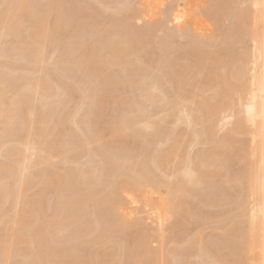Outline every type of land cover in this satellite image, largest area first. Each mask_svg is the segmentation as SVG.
Here are the masks:
<instances>
[{
  "label": "bare ground",
  "instance_id": "obj_1",
  "mask_svg": "<svg viewBox=\"0 0 264 264\" xmlns=\"http://www.w3.org/2000/svg\"><path fill=\"white\" fill-rule=\"evenodd\" d=\"M142 184L195 264H264V0H0V264H160Z\"/></svg>",
  "mask_w": 264,
  "mask_h": 264
},
{
  "label": "rangeland",
  "instance_id": "obj_2",
  "mask_svg": "<svg viewBox=\"0 0 264 264\" xmlns=\"http://www.w3.org/2000/svg\"><path fill=\"white\" fill-rule=\"evenodd\" d=\"M83 1H86V0H83ZM88 1H90V0H87V2H88ZM158 17H159V15H154V16H152V18H154V19H155V18H158ZM158 19H161V18H158ZM136 22H137V21H136ZM138 23L141 25L143 22H141V23H140V22H137V24H138ZM199 92H200V91H197V93H199ZM200 94H201V92H200ZM155 117H156V116H155ZM182 129H183V131L186 133L187 130H186L185 128H182V127L180 128L179 132H180V131L182 132ZM226 129H227V128H224L223 130H224L225 132H227ZM224 131H223V132H224ZM184 132H183V134H184ZM223 132H222V133L219 132V133H220L221 135H224L225 132H224V133H223ZM126 133H128L127 136L129 137V136H130V135H129L130 133H129V132H126ZM180 134H181V133H180ZM183 134H182V135H183ZM220 134H219V135H220ZM225 134H226V133H225ZM123 135H125V133H124ZM221 135H220V136H221ZM125 136H126V135H125ZM125 136H122V137H125ZM127 136H126V137H127ZM122 137H121V138H122ZM126 137H125V138H126ZM107 138H108V140H107ZM107 138L105 137L104 139H106L107 142H108V141L110 140V139H109L110 137H107ZM110 141H111V140H110ZM103 145H104V144H103ZM108 145H109V144H106V145H104V147L102 146V148H103V149H104V148L106 149V148H108ZM123 145L126 146L127 143L124 144V142H123V144H121V145H119V146L122 147ZM105 146H107V147H105ZM196 146H197V147H196ZM196 146H194V148H192V151L196 152L197 150L202 149V148H201L202 146H203V148L206 147V146H204L203 144H198V145H196ZM123 147H124V146H123ZM102 148H101V149H102ZM199 148H200V149H199ZM193 149H194V150H193ZM195 150H196V151H195ZM192 151H191V152H192ZM194 152H193V153H194ZM57 163H59V162L55 160V164H57ZM60 163H61V164H60ZM60 163H59L58 165H56L57 167L59 166L58 168H63V169H64V167H65V168H67V167H71V166H70L71 163H67V164H69L68 166H67L66 163H64V164H63L62 162H60ZM60 165H61V166H60ZM71 165H73V164H71ZM73 166H74V165H73ZM235 166H236V164H235ZM235 166H233L232 168H236ZM36 169H37V167L34 169V171H36ZM142 185H143V184H142ZM142 185H141V186H142ZM146 185H147V184H146ZM146 185L144 184L143 187H140L141 190H140V192H139V197H140V194H141V197H140V198L138 197V198L136 199L135 202H132V201L129 200V201H128L129 204H128V203L126 202L127 200L125 201L124 204H126V205H122V207H123V211H124V210H125L124 212H129V211H130L129 213H132V214H130V215L132 216V219L130 220L131 223L136 222V221H139V222L141 221V223H142V222H145V224L142 223L143 228H148V227L150 226V229H147L148 231H149V230L153 231L152 228L155 227V228H156V231H157V229L159 230V228H160V230L163 229V232H164V229H165V232H164L163 234L167 233L168 231H169L168 233H170V232L172 231L171 233H175V234L177 235L178 238L175 237L176 235L174 236V237H175V238H174V237H173V234H171V233H170V234L167 233L168 235L166 234L165 237H166V238H167V237H171L172 242H173L174 240H176V241H178V242L180 241V243L183 244L184 242H182V239H185V238H184V235H185L186 232L184 231V233H182V232L179 231L178 228H177V229H175V228H176V226L178 227L181 223H182V224H187V221H189V219H190V218H188L189 214H188V216H186L187 214H186L185 216H184L183 214H181V217L183 216V218H180V216H179V215H176L175 213H174L175 215L172 214L173 216L170 214L171 217H170V215H166V217H165V219H164L165 224L163 223L162 226H158L159 224L156 223V221L154 220L155 218L153 217V214H152L153 212H152V211H149V210L151 209V207H150L151 204L149 205L148 203H149V202L152 203V202H151L150 197H149V196H150V195H149V194H150V193H149V190H147V189H150V188H149V186H146ZM42 186H43V184H40V186H38V184H37L35 187H39V188L41 189ZM44 186H45V185H44ZM44 186H43V187H44ZM45 187H47V186H45ZM48 187H49V189L47 188V189H48V190H46L47 192H49V191H50V188H51L50 185H49ZM37 189H38V188H36V189L34 188V191H37ZM40 189H38V191H39ZM45 189H46V188H45ZM32 191H33V190H32ZM32 191H31V192H32ZM34 191H33V193L35 194ZM147 192H148L149 194H148ZM33 193H31V194L33 195ZM126 199H130V198H126ZM138 199H140V200H138ZM148 199H149V200H148ZM137 201H138L139 203H138ZM137 203H138V204H137ZM154 203H155V202H154ZM122 204H123V203H122ZM136 204H137L138 207L136 206ZM148 205H149V206H148ZM154 205H156V204H154ZM215 206H216V205L212 206L213 208H212L211 206H205V207H202V209H203V211L206 210L205 212L208 211L207 213L211 212V214H212V213H213V214H216L217 212L222 211V210L224 211V209L221 210V207H219V206L217 207V206H216V207H217V208H216ZM152 207H153V204H152ZM210 207H211V209H209ZM204 208H205V209H204ZM214 208H215V209H214ZM218 208H220V210H219ZM148 209H149V210H148ZM126 210H127V211H126ZM148 211H149V212H148ZM197 211H198V210H197ZM212 211H213V212H212ZM223 211L220 212V213H217L218 216H219V214L223 213ZM148 213H150V216H151V217L149 216ZM195 213H196V212H195ZM201 213H202V212L199 210V214H200V215H199L198 213H197L196 215L194 214L195 217L193 216L192 218L196 219L197 217L201 216ZM151 214H152V215H151ZM213 214H212V215H213ZM147 215H148V217H150V218H148ZM214 216H215V215H214ZM138 217H140V219H139ZM176 217H177V218H176ZM178 217H179V218H178ZM186 217H187V218H186ZM216 217H217V215H216ZM133 218H135V219L137 218V219L135 220V219H133ZM142 218H143V219H142ZM184 218L188 219L185 223H184L183 220H182V219H184ZM167 219H168L169 221H168ZM170 219H172L174 222H173L172 220H170ZM174 219H175V220H174ZM177 219H178V220H177ZM132 220H133V221H132ZM134 220H135V221H134ZM145 220H146V221H145ZM150 220H152V222H153V220H154L153 224H151L152 222H151ZM166 221H168V222H170V223L168 224ZM181 221H182V222H181ZM139 222H136V223H139ZM148 222H149V223H148ZM171 222H172L175 226L172 225ZM179 222H180V223H179ZM215 222H216V223H215ZM217 222H218V220H217V221H214L213 223H208V224L210 225V226H208V227H207L208 224L206 223V224L201 228V231H199V233L203 231L204 233L202 232L201 235H205L206 238L211 237V234H212V235L214 234V236H215V235H216V236H218V235H219V236H223V234H222L223 232H222V230L220 231V229L225 227V225H226L225 223H226L227 221H226V222H225V221H221V222H220L221 224L218 222L219 229H218V228H215V229H218V230H215V229L213 228V225L211 226V224H215V225H217ZM141 223H139V227H138V224H137V227H135L136 225H133L134 228L131 226V227H132V228H131V233H133L134 231H135V233H136L138 230L140 231V230H141L140 227L142 228V225L140 226ZM147 223H148V224H151V225H148ZM166 223H167V225H166ZM175 223H176V224H175ZM134 224H135V223H134ZM146 224H147V226H146ZM155 224H156V226H155ZM157 224H158V225H157ZM177 224H179V225H177ZM223 224H224V225H223ZM215 225H214V227H215ZM220 225H221V226H220ZM222 225H223V226H222ZM144 226H146V227H144ZM166 226H167L168 229H166ZM170 226H171V227L173 226V228H171ZM158 227H159V228H158ZM163 227H164V228H163ZM220 227H221V228H220ZM137 228H138V230H135V229H137ZM155 228H154V230H155ZM204 228H205V229H204ZM72 229H73V228H72ZM72 229H71V230H72ZM170 229H171V231H170ZM174 229H175V230H174ZM186 229H187V228H186ZM69 230H70V228H69ZM133 230H134V231H133ZM173 230H174V231H179L180 233L178 234V232L176 233V232H174ZM139 231H138V232H139ZM166 231H167V232H166ZM217 231H219V232H217ZM138 232H137V233H138ZM220 232H221V233H220ZM116 233H117V232H115L113 235H117ZM139 233H140V232H139ZM181 233H182V234H181ZM169 235H170V236H169ZM201 235H200V234H196L195 237H197V238H196V239H195L194 237L192 238V239H193V240H192V243H193L194 240H195V243H196V244L193 243L192 245H194V247H196V245H198V247L195 248V252H196V253H197L198 250L200 249V244H197V243H200V239L203 237V236L201 237ZM209 235H210V236H209ZM186 236H187V234H186ZM198 236L200 237V239H198V238H199ZM207 236H208V237H207ZM172 237H173V238H172ZM181 237H182V238H181ZM205 237H203V239H204ZM157 238H158V237H157ZM159 238H160V237H159ZM159 238H158V239H159ZM166 238L164 239L165 242H164L163 244H161L160 241L158 242V240H156L158 243H153L154 241H152V244H151V246H154V245H155V246H158V247H154L155 249L158 248L159 250H161V251L159 252V253H160V257H161V254L163 253V257H164V258H163V257H161V258L159 257V258H160V259H159L160 264H161V262H162L163 264H164L165 262H166L167 264H168V263L171 264L172 261H173V259H172V261H171V258H173V254H174L173 252H174L176 249H178V250L175 251V252H177V254H178V252H180V253H183V252H184L183 254H181V255H183V257H184V259H183V257L181 258L182 262H183L184 260H186V262H187V261H188V260H187L188 258H186V257H189V256H190V257H189V260H190V261H188L189 263H186V262H185V264H195V263H198V261L196 260V257L194 256V255H195V253H194V249H192V250H190V249H189V250H186L187 252L184 251V250L187 248L188 244H185V243H184L182 246H181L180 244H179V245H175L176 241H174L175 243H174V242L172 243V242H169L170 238H168V239H166ZM203 239H201V241H202ZM185 240H186V239H185ZM185 240H183V241H185ZM156 241H155V242H156ZM197 241H199V242H197ZM168 242H169V244H168ZM178 242H177L176 244H178ZM121 243H122V241H121ZM156 244H157V245H156ZM158 244H159V245H158ZM164 244H165V245H164ZM167 244H168V245H167ZM109 245H110V247H109L110 249L108 248ZM112 245H113V244H110V243L105 245V249H106V247H107V249H106L107 251L104 250V248L101 249V248H98L97 246L95 247V250L97 249V250H98V253H99V254H102V256H104V258H103V260H102V264H116V262L118 261L117 259H118L119 257L121 258L120 260H122V257L120 256V255H122V253L119 252V248L117 249L116 247H114V246H112ZM170 245H171V246H170ZM172 245H173V246H172ZM160 246H161V247H160ZM163 246H166L168 249H167L166 247H165V249H164ZM174 246H175V247H174ZM185 246H186V248H185ZM61 247L64 249L65 247H66V248L70 247V245H69V246H67V245H61ZM171 247H172V248L174 247L175 250L173 249V251H172V248H171ZM194 247H193V248H194ZM92 248H94V247H92ZM111 248H113V249H112V252H111ZM114 248L117 249V251L114 252V250H115ZM170 248H171V250H169ZM181 248H182V250H180ZM184 248H185V249H184ZM191 248H192V247H191ZM158 249H157V250H158ZM183 249H184V250H183ZM93 250H94V249L90 250V252L93 251ZM102 250H104V252H103ZM159 250H158V251H159ZM164 250H165V251H164ZM196 250H197V251H196ZM105 251H106L107 253H106ZM109 251H110V252H109ZM167 251H168V253L171 252V253H173V254H170V255H169V254L167 253ZM181 251H182V252H181ZM189 251H192V253L189 252ZM94 252H95V251H94ZM94 252H93V253H94ZM118 252H119V254H116V253H118ZM109 253H110V254L113 253V255H112V254H111V255L114 256V257H115V255H118V256H117V259H115L116 261H114L113 258H109V256H108V255H110ZM164 253L167 254L166 257L168 256V257H167L168 259L165 258ZM187 253H188V254H187ZM189 253H190V254H189ZM226 253H228V252H226ZM90 254H91V253H90ZM107 254H108V255H107ZM114 254H115V255H114ZM185 254H187V255H189V256H187V255H185ZM192 254H194V255L191 256ZM224 254H225V253H224ZM171 255H172V256H171ZM225 255H226V254H225ZM170 256H171V257H170ZM185 256H186V257H185ZM227 256H228L227 258L229 259V262H225V260H226V259H225L223 264H226V263H228V264H235L236 261L234 262V260H233L234 258H233V257H230V254H227ZM193 257H194V258H193ZM229 257H230V258H229ZM162 258H163V259H162ZM169 258H170V259H169ZM185 258H186V259H185ZM46 259H48V258L45 257V262L48 261V260H46ZM111 259L113 260V262H112ZM123 259L126 260V259H128V257H126V259H125V258H123ZM230 259H231V261L233 260V262H230ZM163 260H164V262H163ZM195 260H196V261H195ZM122 261H123V260H122ZM122 261H118V262H122ZM128 261H129V260H128ZM169 261H171V262H169ZM227 261H228V260H227ZM127 263H128V262H127ZM147 263H148V262H147ZM147 263H146V264H147ZM149 263H150V262H149ZM149 263H148V264H149ZM166 263H165V264H166ZM210 263H211V262L206 263V264H210ZM150 264H152V263H150ZM211 264H214V263H211ZM236 264H237V263H236Z\"/></svg>",
  "mask_w": 264,
  "mask_h": 264
}]
</instances>
